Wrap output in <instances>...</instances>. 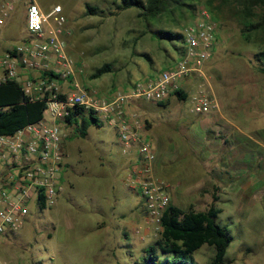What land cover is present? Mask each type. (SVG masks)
Here are the masks:
<instances>
[{
    "label": "rangeland",
    "instance_id": "rangeland-1",
    "mask_svg": "<svg viewBox=\"0 0 264 264\" xmlns=\"http://www.w3.org/2000/svg\"><path fill=\"white\" fill-rule=\"evenodd\" d=\"M34 1L44 13L60 5L67 17L71 73L56 81L57 88L64 91L68 83L74 92L77 83L103 97L174 65L180 51L153 32H181L201 7L208 8L219 41L201 73L185 85V99L172 94L163 100L166 106L139 99L135 111L154 161L163 168L155 177L168 185L171 203L205 210L218 188L217 222L232 236L225 264H264V73L255 57L264 47V29L251 33V42L243 40L241 0H186L181 9L150 21L139 9L116 10L118 0ZM87 3L103 12L87 14ZM253 11L258 22L263 9ZM24 13V7H15L0 27V54L27 35ZM106 63L111 70L91 78ZM196 94L212 98L217 107L192 112ZM61 126L63 190L52 207L41 208L32 199L22 226L0 234V264H133L161 230L148 220L143 197L128 187L127 154L114 127L99 120L81 137L74 123ZM213 255L208 245L192 254L197 264H209Z\"/></svg>",
    "mask_w": 264,
    "mask_h": 264
},
{
    "label": "built area",
    "instance_id": "built-area-1",
    "mask_svg": "<svg viewBox=\"0 0 264 264\" xmlns=\"http://www.w3.org/2000/svg\"><path fill=\"white\" fill-rule=\"evenodd\" d=\"M19 0H0V27L15 10ZM27 35L22 42L0 54V84L18 82L30 99L46 98L43 111L47 119L28 123L11 133H0V234L17 230L24 223L32 199L52 207L63 190L66 167L62 124L69 109L81 106L93 110L98 118L114 127L123 153L131 156L128 187L140 194L148 220L159 230L161 217L171 203L168 185L155 177V151L141 133L142 120L130 104L139 99L159 102L182 89L181 81L201 73L204 62L213 56L219 37L216 22L206 6L181 29L183 51L176 63L155 78L139 80L123 91L103 97L73 83L74 92L61 91L56 81L71 73L66 54L67 17L60 5L44 13L34 0H24ZM32 72L28 75L26 72ZM24 73V77L22 76ZM53 72L58 78L45 73ZM71 89V87H70ZM72 90V89H71ZM58 93L64 98L57 97ZM217 107L212 98L196 94L192 112L206 113ZM6 107H0V110Z\"/></svg>",
    "mask_w": 264,
    "mask_h": 264
},
{
    "label": "trees",
    "instance_id": "trees-1",
    "mask_svg": "<svg viewBox=\"0 0 264 264\" xmlns=\"http://www.w3.org/2000/svg\"><path fill=\"white\" fill-rule=\"evenodd\" d=\"M186 0H118L116 10L129 8L139 9V15L146 20H157L159 16L169 15L173 9H181ZM244 18L242 20L241 36L245 42H251V33L264 29V0H241ZM207 4H211L207 1ZM189 8L195 9L194 4H187ZM263 9V14L258 22L252 18L255 16L254 8ZM87 14L98 15L103 11L98 7L86 4ZM194 12V11H193ZM153 34L158 40L169 41L175 49L182 53L183 47L175 46L174 41L183 43L182 33L169 29H156ZM149 59V56L145 54ZM255 57L259 62V69L264 73V47L256 52ZM109 63L95 69L91 78H97L104 72L110 71ZM58 78L53 72L45 73ZM176 94L180 99H185L184 90L178 89ZM57 97L63 99L65 96L58 93ZM46 98L30 99L26 96L20 84L14 80H8L0 84V133H11L22 126L35 122L42 118ZM160 106H166L164 101L157 102ZM93 110H85L81 106L69 109L65 116V122L76 125V135L85 137L90 125H97L99 118ZM79 119V120H78ZM101 121V120H100ZM146 121V120H145ZM148 124V122L146 121ZM218 188L212 192V202L205 210H196L189 207L184 210L172 203L164 210L161 217L162 229L158 238L149 244L143 251L139 260L133 264H197L193 259V252L202 245L214 248V255L209 264H225V254L232 240V236L225 226L217 222L221 209L215 205L219 196L216 194ZM40 207L45 203L41 197Z\"/></svg>",
    "mask_w": 264,
    "mask_h": 264
},
{
    "label": "crops",
    "instance_id": "crops-1",
    "mask_svg": "<svg viewBox=\"0 0 264 264\" xmlns=\"http://www.w3.org/2000/svg\"><path fill=\"white\" fill-rule=\"evenodd\" d=\"M15 6H16V8H21V9H23V7H24V0H19V1H17L16 2V4H15ZM23 18H24V21H25V13L23 14ZM21 73H23V72H21ZM28 75H30V74H32V72H26ZM159 75V74H158ZM158 75H147L146 77H145V79H143V80H146V79H149V78H155V77H157ZM194 75L195 74H191V75H189L188 77H186L185 79H183L182 81H181V87H182V90L184 89V87H186L185 85H188L190 82H191V80H193V78H194ZM22 76L24 77L25 75H24V73L22 74ZM196 76V75H195ZM67 84V89L66 90H69L70 89V84H68V83H66ZM126 89V87H124V89L123 90H125ZM115 91H117L116 89L115 90H113L112 92H115ZM171 96V95H170ZM129 108H130V110L132 109V110H136V108H137V101H134V103H132V104H130V106H129ZM207 113V112H206ZM130 162H131V156L130 155H127V157L125 158V160H124V164H123V166L125 167V168H127V170L129 169V166H130ZM153 170L155 171V173L157 174V173H159V174H161L162 173V171H163V168H161L160 169V166L158 165V163L156 162V161H154V163H153ZM170 195V194H169ZM170 199H171V197H170ZM125 235H126V233H125Z\"/></svg>",
    "mask_w": 264,
    "mask_h": 264
}]
</instances>
